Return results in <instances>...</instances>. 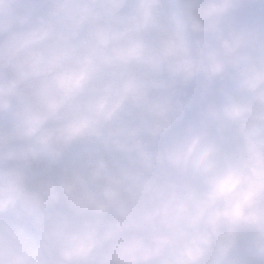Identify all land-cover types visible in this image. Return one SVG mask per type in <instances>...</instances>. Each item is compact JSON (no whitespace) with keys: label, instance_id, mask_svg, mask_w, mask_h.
Returning a JSON list of instances; mask_svg holds the SVG:
<instances>
[{"label":"clouds","instance_id":"9594fccd","mask_svg":"<svg viewBox=\"0 0 264 264\" xmlns=\"http://www.w3.org/2000/svg\"><path fill=\"white\" fill-rule=\"evenodd\" d=\"M0 264H264V0H0Z\"/></svg>","mask_w":264,"mask_h":264}]
</instances>
